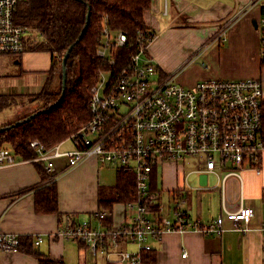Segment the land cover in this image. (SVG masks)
Here are the masks:
<instances>
[{
	"label": "built area",
	"instance_id": "2783aa9c",
	"mask_svg": "<svg viewBox=\"0 0 264 264\" xmlns=\"http://www.w3.org/2000/svg\"><path fill=\"white\" fill-rule=\"evenodd\" d=\"M25 0H0V54H20L26 49L28 27L16 19V10ZM107 21V16H105ZM260 58L264 65V15L259 25ZM156 33L139 28L113 31L105 24L97 54L105 68L91 88L90 119L80 129L47 148L31 141L50 180L56 179L54 159L67 156L69 167L96 157L118 172L128 171L135 178V196L125 202L130 221L119 227L94 226L89 218L67 223L53 236L85 243L93 256H103L108 264H146L145 255L153 250V240L161 241L168 231L198 230L222 234L226 222L236 229L248 224L254 208L245 204L230 209L225 200L229 176L242 181L241 170H261L264 156V88L261 79L208 77L194 86L177 81L179 72L161 74L149 55ZM125 51L122 57L119 51ZM108 75V76H107ZM72 147H64L66 143ZM23 160L10 146L0 148V167ZM183 161L184 184L175 190L152 188L153 174L165 163ZM213 174L215 185L193 183L192 175ZM220 187L222 211L211 221L193 216L188 194L194 190ZM108 209L98 210L103 221ZM21 236L0 231V255L21 250ZM44 240L38 236L36 244ZM130 245H134L131 247ZM187 255V252L184 253Z\"/></svg>",
	"mask_w": 264,
	"mask_h": 264
},
{
	"label": "crops",
	"instance_id": "0c3cea01",
	"mask_svg": "<svg viewBox=\"0 0 264 264\" xmlns=\"http://www.w3.org/2000/svg\"><path fill=\"white\" fill-rule=\"evenodd\" d=\"M263 15L264 0H152L144 14L147 28L156 33L149 55L162 75L179 72L177 81L186 86L208 77L259 78L264 88L258 28ZM32 48L33 44L28 43L18 55L0 54V93L30 95L42 90L52 53ZM37 103L30 99L25 105L10 107L15 109L10 117L33 111ZM66 144L64 147H72ZM54 161L58 209L52 212L38 211L36 207L37 191L53 182L46 167L47 172L29 159L0 167V231L20 234L26 243L18 252L1 253L0 264H40L41 255L63 264H108L103 257L93 256L85 243L53 235L68 217L73 221L89 218L94 226L108 223L119 227L129 222L131 212L125 203H109L101 198L113 197L118 171L101 164L96 157L72 167L68 166L67 156ZM172 164L165 163L164 169L154 172L155 188L174 190L182 186L164 185L163 176ZM241 175L242 181L237 176L227 178L225 200L230 209L236 210L243 194L245 204L254 208L249 223L239 224L248 229H236L227 221L222 234L168 231L161 241L153 240L154 248L148 253L153 255V264H264V156L260 171L246 167ZM179 178L183 181L182 169L177 170V181ZM216 181L208 180L210 185ZM194 193L188 194L193 216L211 221L221 213L220 187L196 190L195 200ZM219 197L221 206L215 209L212 202ZM103 209L111 214L101 224L96 212ZM40 235L44 240L36 244Z\"/></svg>",
	"mask_w": 264,
	"mask_h": 264
},
{
	"label": "trees",
	"instance_id": "16d2710c",
	"mask_svg": "<svg viewBox=\"0 0 264 264\" xmlns=\"http://www.w3.org/2000/svg\"><path fill=\"white\" fill-rule=\"evenodd\" d=\"M152 0H25L16 10L17 21L28 27L30 37L26 46L32 49H44L52 53V65L42 90L35 94L0 93V112L17 104H27L35 100L39 106L18 119L0 125V148L12 147L22 158L36 156L31 147L32 140L41 141L47 148L55 146L71 134L77 132L91 116V88L99 80L101 69L105 68L97 54V47L102 38L105 24L115 32L128 30L132 35L137 29H146L145 11L151 7ZM90 22L83 37L77 41L87 22ZM107 16V21H105ZM74 44L66 62L68 71L64 97L62 93L63 57ZM125 51L120 50L122 57ZM46 108L29 121L14 125L33 112ZM264 137V129H262ZM46 170L43 162H36ZM49 174L45 176L48 177ZM153 182V181H152ZM156 181L153 182V189ZM159 188V187H158ZM175 190V189H174ZM135 196V178L131 172H118V181L113 189V197L102 196V201L123 203ZM38 211L52 212L58 209V191L55 181L41 188L36 193ZM112 226L111 224H106ZM22 240V239H21ZM21 241V250L25 247ZM152 251V250H151ZM149 253V252H148ZM145 255L146 264H153V255ZM40 264H63L46 256L39 257Z\"/></svg>",
	"mask_w": 264,
	"mask_h": 264
},
{
	"label": "rangeland",
	"instance_id": "374dc122",
	"mask_svg": "<svg viewBox=\"0 0 264 264\" xmlns=\"http://www.w3.org/2000/svg\"><path fill=\"white\" fill-rule=\"evenodd\" d=\"M18 55V54H17ZM108 76V75H107ZM38 105H36V107L35 108H32V109H36L38 106H39V103H37ZM15 111V109L14 108H7V109H5V110H3L2 112H0V125L1 124H6V123H9V122H12V121H14V120H16V119H18L17 118V115L16 116H11L10 117V114L12 113V112H14ZM28 113V111L26 112H23V113H20L19 114V117H22V116H24V115H26ZM69 144H70V142H69ZM68 144V142H67V144L66 145H69ZM183 161H179L178 163L177 162H173V166L168 170L170 173H168L167 174V172L164 174V176H163V182H164V185H165V187L166 186H170V184H176V186H181V185H183L184 184V165H183ZM161 168L162 169H164V165L163 166H161ZM161 168H160V170H161ZM180 169H182V171H183V181H181V179L179 178V181H177V179H176V173H177V170L179 171ZM179 173V172H178ZM171 180H174L173 182H171ZM209 182L210 183H213V182H215L216 181V178H215V176L214 175H209ZM191 181L193 182V183H198V181H199V178H198V176L196 175V174H194V175H192V177H191ZM167 188V187H166ZM168 189V188H167ZM195 191V195L193 194V197H194V200H195V196H196V190H194ZM212 204H213V206H214V208L216 209V208H218L219 206H221L220 205V197H219V199L217 198V199H214L213 200V202H212ZM131 212V211H130ZM99 256V255H98ZM99 257H103V256H99ZM103 261L104 262H106V260L104 259V257H103ZM107 263V262H106Z\"/></svg>",
	"mask_w": 264,
	"mask_h": 264
},
{
	"label": "water",
	"instance_id": "95a60500",
	"mask_svg": "<svg viewBox=\"0 0 264 264\" xmlns=\"http://www.w3.org/2000/svg\"><path fill=\"white\" fill-rule=\"evenodd\" d=\"M90 15H91V11H89L88 15H87V22H86V25L84 26L82 32L80 33L77 41H79L83 35H84V32L85 30L87 29L88 25H89V22H90ZM74 44H72L68 50L66 51L64 57H63V80H62V95L60 96L58 102L64 97V94H65V90H66V86H67V78H68V71H67V68H66V62H67V59L70 55V52L73 48ZM46 108L44 109H41V110H38L37 112H33L32 114L28 115L27 117H25L24 119L22 120H17L14 125H18L20 123H22L23 121H29L30 119H32L33 117H35L38 113L42 112V111H45ZM208 179H209V175L208 174H202L200 175L199 177V181L200 183H207L208 182Z\"/></svg>",
	"mask_w": 264,
	"mask_h": 264
}]
</instances>
